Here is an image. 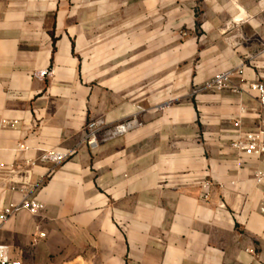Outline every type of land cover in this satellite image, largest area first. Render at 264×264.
<instances>
[{"label":"crops","instance_id":"1","mask_svg":"<svg viewBox=\"0 0 264 264\" xmlns=\"http://www.w3.org/2000/svg\"><path fill=\"white\" fill-rule=\"evenodd\" d=\"M222 71L237 92L206 88ZM256 82L264 0H0V210L44 205L0 244L22 264H264L262 160L231 146L263 126ZM132 117L87 145L90 120Z\"/></svg>","mask_w":264,"mask_h":264},{"label":"built area","instance_id":"2","mask_svg":"<svg viewBox=\"0 0 264 264\" xmlns=\"http://www.w3.org/2000/svg\"><path fill=\"white\" fill-rule=\"evenodd\" d=\"M238 73L242 74L240 70ZM233 76L232 71H222L217 73L214 78L206 84V88L224 90L231 89L237 92L236 87H232L231 78ZM249 88L258 92L260 103L264 106V85L262 83H250ZM139 121L136 117L126 119L116 125H107L102 120H92L87 126L86 143L94 149L99 146L100 143L110 141L119 136L125 135L139 126ZM240 121H235L234 125L240 127ZM231 146L241 152L248 155H255L262 160L263 168L257 169L255 172V180L261 184L264 182V122L263 126L255 131H247L243 135L232 141ZM20 150H27L29 147L25 144H19ZM72 151H57L46 150L41 159L44 161H52L55 163H62L68 160L72 156ZM205 188L209 187V183L204 184ZM208 197V193L204 195V198ZM44 208V205L37 200L25 198L19 203L11 202L0 210V226L6 223L13 215L21 211H28L32 214L38 213ZM259 211L264 215V194L260 198ZM44 236V233H41ZM0 264H22L20 260L13 259L10 255V249L5 244H0Z\"/></svg>","mask_w":264,"mask_h":264},{"label":"rangeland","instance_id":"3","mask_svg":"<svg viewBox=\"0 0 264 264\" xmlns=\"http://www.w3.org/2000/svg\"><path fill=\"white\" fill-rule=\"evenodd\" d=\"M90 121H92V120H90ZM90 121H89V122H90ZM89 122H88V123H89Z\"/></svg>","mask_w":264,"mask_h":264}]
</instances>
